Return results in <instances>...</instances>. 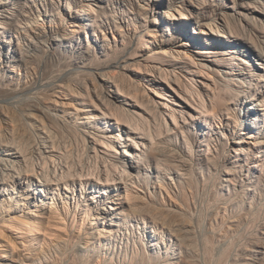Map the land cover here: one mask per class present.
Returning <instances> with one entry per match:
<instances>
[{
    "label": "rangeland",
    "instance_id": "rangeland-1",
    "mask_svg": "<svg viewBox=\"0 0 264 264\" xmlns=\"http://www.w3.org/2000/svg\"><path fill=\"white\" fill-rule=\"evenodd\" d=\"M75 1L68 0L71 9L64 10L60 0L65 30L73 31L65 49L42 68L49 77L64 70L67 75L55 81L53 91L38 94L39 102L65 121L43 116L30 101L5 100L0 101V132L15 124L13 138L27 148L49 122L55 141L87 160L90 136L104 141L115 130L126 150L139 155L137 169L129 170L131 192L185 228L196 249L192 264H244L251 254L256 264H264V0H90L94 10L86 6L84 11L78 8L86 1ZM168 4L183 7L184 32L172 30L182 14L172 10L168 17ZM231 15L238 24L226 28L227 39L204 25ZM21 71L19 84L26 81ZM106 95L111 104L102 102ZM116 109L118 121L104 117ZM131 140L137 148L129 146ZM119 145L111 148L113 155L122 151ZM96 148L107 158L104 146ZM97 159L90 157L89 163L104 165ZM161 230L165 246L177 252L174 237ZM142 241L144 255L154 257L158 237Z\"/></svg>",
    "mask_w": 264,
    "mask_h": 264
},
{
    "label": "bare ground",
    "instance_id": "bare-ground-1",
    "mask_svg": "<svg viewBox=\"0 0 264 264\" xmlns=\"http://www.w3.org/2000/svg\"><path fill=\"white\" fill-rule=\"evenodd\" d=\"M85 1L78 10L84 11L86 6L94 10L90 0ZM159 5L162 3H156L157 7ZM60 6V0H0V101L10 100L9 104L30 101L31 106L43 116H50L63 123V116L52 113L48 106L42 105L38 100V94L42 90L53 91L58 87L55 81L65 78L66 74L64 70L49 77L47 71L42 69L53 62L61 47L65 49V40L69 39V34L73 31L65 30V14L60 10ZM66 6L70 8L68 0H65L64 10ZM182 8L176 4H168L165 10L168 17L174 15L172 10L182 14L172 28L176 33L185 30L186 17ZM82 14L75 17L78 18V15ZM45 21L50 25H45ZM237 24L238 20L233 15L224 17L223 21H217L215 18L204 23L222 39L231 36L226 28ZM15 69L17 72L13 73ZM20 70L26 79L23 84L18 82L22 79ZM102 75L106 76L103 72L100 76ZM235 78L239 80L236 76ZM105 80H109L107 76ZM113 85L117 89L114 83ZM98 87H94V91L97 88V93ZM102 102L111 104L112 101L106 95ZM2 106L0 105V110ZM82 109L84 111V108ZM107 113L104 112L105 118L116 119L115 121L120 118L117 109ZM48 123L42 124V134L36 143L29 147L26 144L27 148L21 146H25V142L21 140L22 144H19L16 143L19 141L13 138V134H16L13 130L15 124L10 125L11 128L4 130L5 132H0V264H192L196 249L192 241L186 240L185 228L178 226L168 215L157 211L156 207L151 208L142 202L138 191L131 192L134 181L129 170L137 169L139 155L136 149L126 150L127 143L121 141L119 132L112 131L104 137V141L90 136L91 139L85 148L86 156L96 160L100 157L104 164L91 165L88 157L87 160H78L65 149V145L55 141L56 134H52L49 129L52 125ZM117 141L122 151L117 150L113 155L111 148ZM131 143L130 147L134 145V148H137L136 141L131 140ZM96 144L106 148L104 154L109 159L98 154ZM91 151L93 155L90 154ZM117 153L121 156L120 159L117 158ZM166 209L164 211H167ZM85 220H88V225L83 227ZM99 224L102 226L98 227ZM161 228H165L174 237L177 252L172 251L170 246H165ZM144 236L150 240L153 236L158 237L154 244V257L144 255ZM1 241L6 244V250H2ZM256 263L255 254L248 256L244 262Z\"/></svg>",
    "mask_w": 264,
    "mask_h": 264
}]
</instances>
